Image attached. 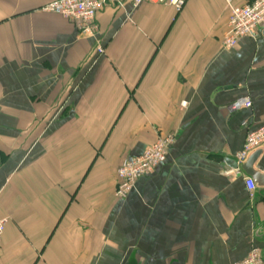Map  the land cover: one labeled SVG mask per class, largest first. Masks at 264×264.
<instances>
[{
    "label": "crops",
    "instance_id": "1",
    "mask_svg": "<svg viewBox=\"0 0 264 264\" xmlns=\"http://www.w3.org/2000/svg\"><path fill=\"white\" fill-rule=\"evenodd\" d=\"M52 1L0 0V264L264 256V187L234 166L264 125V31L224 49L225 0H124L92 39L43 11ZM240 98L251 107L229 113ZM168 135L164 162L116 198L122 162Z\"/></svg>",
    "mask_w": 264,
    "mask_h": 264
},
{
    "label": "built area",
    "instance_id": "2",
    "mask_svg": "<svg viewBox=\"0 0 264 264\" xmlns=\"http://www.w3.org/2000/svg\"><path fill=\"white\" fill-rule=\"evenodd\" d=\"M124 0H54L43 8L47 13H54L72 22L78 32L86 37L95 39L98 27L95 23L97 13L107 4L118 7L123 6ZM188 0H132V6L151 2L172 6L179 11ZM230 6L228 17V30L223 38L224 49H232L239 39L254 38L258 31H264V0H251L243 6H231L233 0H225ZM96 43L97 54H103V49ZM251 107L248 98H240L228 105L229 113ZM174 143V135L157 138L145 151L137 156L125 159L117 170L118 184L115 196L124 199L132 190L135 181L142 177L151 176L157 167L162 164L168 149ZM264 145V125L246 134L244 145L236 158V172L240 174L239 167L257 149ZM248 192L255 190L253 181L244 178ZM7 218L0 217V240L5 230ZM237 264H264V256L257 249H252L245 260Z\"/></svg>",
    "mask_w": 264,
    "mask_h": 264
},
{
    "label": "water",
    "instance_id": "3",
    "mask_svg": "<svg viewBox=\"0 0 264 264\" xmlns=\"http://www.w3.org/2000/svg\"><path fill=\"white\" fill-rule=\"evenodd\" d=\"M262 154L263 153L261 150L253 152L248 157L246 162L241 166V169L244 174L251 177L253 179V182H255L259 187H264V177L259 172L254 171L253 167L256 162L260 159ZM234 166L236 167L235 163Z\"/></svg>",
    "mask_w": 264,
    "mask_h": 264
}]
</instances>
